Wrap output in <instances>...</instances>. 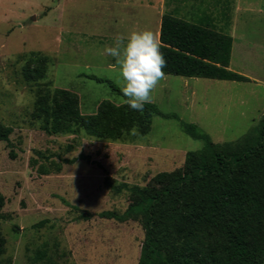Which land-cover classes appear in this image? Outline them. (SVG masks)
<instances>
[{"label":"rangeland","instance_id":"obj_1","mask_svg":"<svg viewBox=\"0 0 264 264\" xmlns=\"http://www.w3.org/2000/svg\"><path fill=\"white\" fill-rule=\"evenodd\" d=\"M163 13L211 20L233 39L229 69L250 80L165 74L151 95L161 113L175 117L155 114L140 137L112 140L40 128L32 116L39 88L74 92L83 114L94 113L102 100L124 103L110 85L121 91L115 58L104 49L115 46L117 35L158 33ZM31 52L48 59L36 80L22 75ZM263 108L264 0H0V124L11 128L0 141V233L6 241L0 264H138L139 220L98 216L123 212L131 201L129 192L111 185L143 187L158 172L181 168L186 152L203 146L181 122L196 124L215 143L234 141L257 124ZM80 154L87 159L61 162Z\"/></svg>","mask_w":264,"mask_h":264},{"label":"trees","instance_id":"obj_2","mask_svg":"<svg viewBox=\"0 0 264 264\" xmlns=\"http://www.w3.org/2000/svg\"><path fill=\"white\" fill-rule=\"evenodd\" d=\"M158 35L167 62L165 74L250 80L229 69L233 39L217 30L209 19L192 22L163 13ZM47 61L45 55L31 52L22 67L23 77L42 78ZM155 114L175 117L161 113L153 102L145 104L141 112L109 100H102L94 113L83 114L78 96L65 88L37 89L32 112L46 133L83 131L112 140L146 135ZM180 125L187 135L203 142L202 148L187 151L181 168L158 172L151 184L111 185L116 192H129L131 201L123 212L105 210L98 216L118 222L139 220L144 238L138 264H263L264 108L257 124L234 141L215 143L196 124ZM133 128L137 129L136 135L132 134ZM10 132V127L0 124V141L7 140ZM77 159L87 157L80 154L61 162ZM55 166L60 169L59 164ZM40 171L46 173L47 169ZM90 216L88 212L82 214L85 219ZM5 243L0 233V256L5 252ZM36 256L42 258L44 251L39 250Z\"/></svg>","mask_w":264,"mask_h":264},{"label":"clouds","instance_id":"obj_3","mask_svg":"<svg viewBox=\"0 0 264 264\" xmlns=\"http://www.w3.org/2000/svg\"><path fill=\"white\" fill-rule=\"evenodd\" d=\"M158 33L151 30L132 31L127 36L117 35L115 46H106L104 52L115 58L114 67L120 77L124 103L131 109L143 111L144 105L153 102L152 92L165 79L166 60L160 51ZM137 134V129H132Z\"/></svg>","mask_w":264,"mask_h":264}]
</instances>
